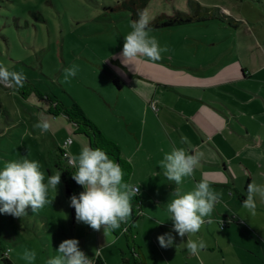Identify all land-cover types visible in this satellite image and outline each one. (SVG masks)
Masks as SVG:
<instances>
[{
    "label": "rangeland",
    "instance_id": "obj_1",
    "mask_svg": "<svg viewBox=\"0 0 264 264\" xmlns=\"http://www.w3.org/2000/svg\"><path fill=\"white\" fill-rule=\"evenodd\" d=\"M124 1L130 2L0 0V63L25 76L19 87L0 81V167L20 157L37 160L46 180L58 171L55 162L64 140L74 142L65 148L68 154L88 146L64 114H50L54 99L64 107L78 104L101 132L114 135L123 151L138 145L131 131L144 123L133 103L145 97L147 87L178 79L170 71L180 65L223 69L227 80H239L235 87L251 90L244 92L251 98L250 109L264 105V0H148L142 15L149 22L161 14L195 15L196 3L203 8L196 16L209 19L151 29L150 35L166 47L156 61L122 56L133 21L121 6ZM218 12L228 20L216 19ZM73 64L76 75L65 79L63 70ZM38 121L49 124L46 132L34 127ZM49 198L51 203L36 211L27 206L22 217L0 213V256L6 252L12 264H47L65 239H77L83 253L96 243L86 223L71 225L58 184ZM118 243L125 250L124 238ZM31 252L35 260L30 262L24 257Z\"/></svg>",
    "mask_w": 264,
    "mask_h": 264
},
{
    "label": "crops",
    "instance_id": "obj_2",
    "mask_svg": "<svg viewBox=\"0 0 264 264\" xmlns=\"http://www.w3.org/2000/svg\"><path fill=\"white\" fill-rule=\"evenodd\" d=\"M173 74L178 79L147 87L145 97L133 103L144 123L131 131L138 145L123 151L113 134L102 132L118 144L121 157L130 163L128 183L138 186L140 213L132 224L134 246L140 249L143 264H264V200L254 194V215L242 206L248 183H264V105L250 109L251 98L244 92L251 90L235 87L239 80H227L223 69L180 65L170 71ZM150 101H156V112ZM174 147L185 148L198 160L194 174L180 185L167 179L159 163ZM74 154L72 148L69 156ZM200 180H207L211 190L220 193L212 223L205 222L196 233L178 235L167 217L166 204L178 188L191 190ZM58 186L63 191L60 181ZM63 206L67 211L68 201ZM225 218L231 221L220 229L219 222ZM105 227L87 225L96 243L84 254L91 260L100 257L104 264H121L126 248L122 249L118 238L123 235H108ZM165 234L166 240L172 237V244L161 247L157 237ZM201 239L206 246L198 253L187 249L188 240Z\"/></svg>",
    "mask_w": 264,
    "mask_h": 264
},
{
    "label": "clouds",
    "instance_id": "obj_3",
    "mask_svg": "<svg viewBox=\"0 0 264 264\" xmlns=\"http://www.w3.org/2000/svg\"><path fill=\"white\" fill-rule=\"evenodd\" d=\"M150 32L151 27L145 15L131 21V30L124 36L122 56L131 60H159L166 47L161 46ZM63 71L65 79H68L76 75L78 66L73 64L72 68H65ZM24 79L22 72L10 70L0 63V81L19 87ZM34 127L46 132L49 124L46 121H38ZM69 163L75 167L72 179L83 189L78 195L69 197L76 221L84 222L92 229L107 225L105 233L120 228L121 221H125L131 213V199L138 191V186L122 182L124 173L121 166L100 147H82L77 154L71 156ZM159 163L167 179L175 181L177 185L182 183L183 178L191 177L194 168L198 166L197 156L190 154L183 147H174L170 152H165ZM59 180V171L45 180L44 171L37 160L20 157L5 161L0 167V213L22 217L27 206L36 211L49 205L53 199L49 198V190L54 191ZM256 193L264 200V183L249 182L247 197L242 206L253 215L256 210ZM219 198L220 193L211 190L207 180L197 181L191 190H176L166 204L167 217L173 221L178 235L196 233L205 222L212 223L211 213ZM166 235L157 237L161 247L172 244V237L168 236L166 240ZM205 246L202 239L188 240L186 245L193 254ZM57 253L47 264H93L79 249L78 240L75 238L61 241ZM24 259L30 262L35 260V253L27 254Z\"/></svg>",
    "mask_w": 264,
    "mask_h": 264
},
{
    "label": "trees",
    "instance_id": "obj_4",
    "mask_svg": "<svg viewBox=\"0 0 264 264\" xmlns=\"http://www.w3.org/2000/svg\"><path fill=\"white\" fill-rule=\"evenodd\" d=\"M148 4V0H130L124 1L121 6L123 9L131 12L130 18L134 21L138 19L140 15H142L143 10ZM198 9L196 13H199L200 9H203L197 3L195 4ZM117 8H120L117 6ZM207 11L206 9H204ZM210 15V11H207ZM195 15H189L185 13L176 12L173 16L166 15H158L154 19L149 22L151 29H161V28H171L173 26L186 24L191 21L195 22H204L209 19H204L202 17ZM219 17H215L219 21L228 20V17L224 16L221 12H218ZM114 85L118 88L117 80H113ZM51 115H58L60 113L64 114L68 119V122L74 128L75 133L83 134L88 141V147H100L106 151V153L114 160V162L118 163L121 166V169L124 173L122 176V182L128 183V178L131 174V165L130 163L123 159L120 155V149L118 145L106 138L100 129L89 120L83 113L82 109L75 102H71L69 107H64L61 103H59L56 99L51 101V107L49 109ZM62 149L58 148V156L55 162V167L60 172V183L63 187L64 196L68 201V215L70 219V223L74 222L75 212L74 208L70 206L69 197L71 195H78L80 191H82V186L77 185L75 181L72 179V173L75 171L73 167L67 164V160L62 156ZM132 210L129 217L125 221H121L120 228L112 230L111 233L114 236L123 235L126 252H121V264H129L130 260L132 264H143L142 254L139 248H135L133 241V232H132V224L137 219L140 213V199L136 194L133 195L131 199ZM107 227V225H105ZM127 255V257H126ZM0 260L4 264H12V262L0 256ZM94 264H104L103 260L100 257H96L93 259Z\"/></svg>",
    "mask_w": 264,
    "mask_h": 264
},
{
    "label": "built area",
    "instance_id": "obj_5",
    "mask_svg": "<svg viewBox=\"0 0 264 264\" xmlns=\"http://www.w3.org/2000/svg\"><path fill=\"white\" fill-rule=\"evenodd\" d=\"M149 106H150V108H151L154 112H156V111L158 110L156 101H150ZM71 144H72V140H71V138H67L66 140H64L63 144L61 145V149H62V152H63V153H62V156H63V158H65V159L67 160V164H68L69 166H71V167H74V165H72L71 163H69V160H70L71 157L69 156V154H68L67 151L65 150V148L68 147V146L71 145ZM230 221H231L230 218L222 219V220L219 222V228H220V229H223L225 226H227V224H228ZM2 256H3V257H6V256H7L6 252H4ZM92 261H93V260H92ZM93 264H94V261H93Z\"/></svg>",
    "mask_w": 264,
    "mask_h": 264
}]
</instances>
